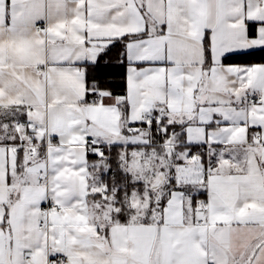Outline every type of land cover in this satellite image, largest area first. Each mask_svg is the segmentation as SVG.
I'll return each mask as SVG.
<instances>
[{
    "label": "snow or ice",
    "instance_id": "1",
    "mask_svg": "<svg viewBox=\"0 0 264 264\" xmlns=\"http://www.w3.org/2000/svg\"><path fill=\"white\" fill-rule=\"evenodd\" d=\"M257 53L264 0H0V264H264Z\"/></svg>",
    "mask_w": 264,
    "mask_h": 264
},
{
    "label": "trees",
    "instance_id": "2",
    "mask_svg": "<svg viewBox=\"0 0 264 264\" xmlns=\"http://www.w3.org/2000/svg\"><path fill=\"white\" fill-rule=\"evenodd\" d=\"M264 57V53H257L253 56H241L238 57L234 63H258L261 62V58Z\"/></svg>",
    "mask_w": 264,
    "mask_h": 264
},
{
    "label": "crops",
    "instance_id": "3",
    "mask_svg": "<svg viewBox=\"0 0 264 264\" xmlns=\"http://www.w3.org/2000/svg\"><path fill=\"white\" fill-rule=\"evenodd\" d=\"M40 23H43V22H40Z\"/></svg>",
    "mask_w": 264,
    "mask_h": 264
}]
</instances>
